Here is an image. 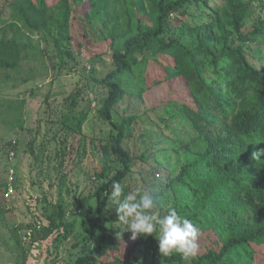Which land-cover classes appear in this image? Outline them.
I'll return each instance as SVG.
<instances>
[{"label":"rangeland","instance_id":"374dc122","mask_svg":"<svg viewBox=\"0 0 264 264\" xmlns=\"http://www.w3.org/2000/svg\"><path fill=\"white\" fill-rule=\"evenodd\" d=\"M165 1L0 0V264H76L92 248L84 213L122 168L102 80L117 68L114 54L157 27ZM243 7L238 32L230 14ZM226 46L264 72V0L178 9L166 35L135 52L111 111L133 159L123 195L159 184L154 211L191 220L198 253L165 256L153 236L132 240L112 205L114 246L98 264H264V155L253 159L264 124L250 120L260 90L237 63L209 65ZM194 113H203L198 126Z\"/></svg>","mask_w":264,"mask_h":264},{"label":"trees","instance_id":"16d2710c","mask_svg":"<svg viewBox=\"0 0 264 264\" xmlns=\"http://www.w3.org/2000/svg\"><path fill=\"white\" fill-rule=\"evenodd\" d=\"M88 1L89 0H84ZM97 2V0H94ZM91 4V2H89ZM196 3V0H168L160 5L157 27L153 30H147L142 34L129 40L123 51L114 54V59L117 63V68L110 72L103 80V84L109 89V97L104 103V113L106 120L118 130V137L113 141L112 150L115 156L119 159L122 164V168L107 182L103 183L96 191V207L90 206L84 213V217L89 229V239L92 241L93 246L89 252L80 257L76 264H98L102 259H104L109 250L114 246L115 235L108 230L107 225L109 223V218L107 216L108 207L107 198L108 194L111 192V188L114 182L123 183V180L128 177L132 170L133 159L130 154L125 150L123 146V141L125 139V131L123 126H118L113 121V116L111 111L113 107L118 103L121 96L123 95V88L118 81V78L124 75L126 72L130 71L133 64V56L136 51L147 50L154 41L163 38L168 31V20L171 16L178 10L184 7H189ZM247 15L246 9L243 7L233 8L230 14V20L235 29L240 32L242 30L241 23ZM212 37V33L204 35V38L209 40ZM243 40L250 39L247 35H242ZM252 40V39H251ZM211 58L208 59L210 66L217 68L224 64L228 67L230 64L237 63L241 65L244 71L248 74L252 73L253 76L258 80L260 95L257 100V106L254 110L252 117L250 118L251 123L255 127L257 124H264V72L257 71L254 66L249 62V55L243 49H232L231 47L222 48V52L219 56L214 54L210 55ZM198 69H202V66ZM204 101V98L201 100ZM222 99H217V103L220 105ZM207 106V105H206ZM203 113L195 114L196 118L195 125L198 126L203 122ZM208 158L211 156L210 153L207 155ZM201 173V172H200ZM204 176V175H202ZM205 177V176H204ZM57 225L53 222L49 227L41 229L39 231V237L41 239H47L56 230Z\"/></svg>","mask_w":264,"mask_h":264},{"label":"clouds","instance_id":"9594fccd","mask_svg":"<svg viewBox=\"0 0 264 264\" xmlns=\"http://www.w3.org/2000/svg\"><path fill=\"white\" fill-rule=\"evenodd\" d=\"M264 155V150L253 154V159ZM162 188L159 184L144 189L142 192L129 191L124 193V186L114 182L108 194L106 207L115 205L118 222L127 225L131 239L153 236L158 242L161 255L173 253L188 259L199 251V229L195 224L182 216L176 210H170L160 216L154 210L160 206ZM123 195V198L121 199ZM156 233L154 236L153 234Z\"/></svg>","mask_w":264,"mask_h":264},{"label":"built area","instance_id":"2783aa9c","mask_svg":"<svg viewBox=\"0 0 264 264\" xmlns=\"http://www.w3.org/2000/svg\"><path fill=\"white\" fill-rule=\"evenodd\" d=\"M12 189H13V186H12V184H10V185H9L10 193L12 192Z\"/></svg>","mask_w":264,"mask_h":264}]
</instances>
